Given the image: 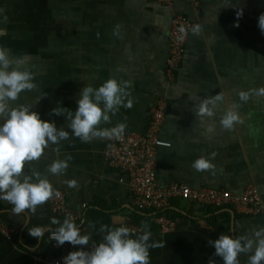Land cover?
Here are the masks:
<instances>
[{"label": "crops", "instance_id": "0c3cea01", "mask_svg": "<svg viewBox=\"0 0 264 264\" xmlns=\"http://www.w3.org/2000/svg\"><path fill=\"white\" fill-rule=\"evenodd\" d=\"M262 12L264 0H174L170 9L153 0H0L4 32L0 47L22 61L13 66L30 70L36 85L10 103L33 106L42 119L67 130L68 121L53 115V107L74 110L82 86L95 88L109 77L128 81L125 102L131 100V107L119 106L115 114L109 113L108 122L95 127L123 122L125 132L142 133L150 105L164 96L167 105L158 137L169 146L156 151L158 186L178 183L240 195L253 184L264 203V95L255 94V89L264 87V35L257 26ZM174 13L199 24L200 31H189L176 77L167 82L165 60ZM240 91L249 92L246 101L239 99ZM215 95L222 100L214 115H196L200 100ZM233 104L240 122L222 128L220 118ZM106 143L107 138L83 142L69 134L49 144L36 160L25 161L22 169L29 175L33 171L47 175L54 191L65 192L69 209L87 205L80 233L89 235L88 245L100 242L108 227H140L141 231L130 233L136 235L146 226L151 232L149 243L159 245L149 248V264H207L209 258L222 264L211 255L209 239L219 234L239 236L264 226V215L172 200L176 225L159 232L151 216L134 207L125 175L107 164ZM209 154H213L212 169L191 167L194 159ZM66 156L71 159L62 174L47 172L53 160ZM68 180L75 185L70 187ZM12 207L0 200V221L20 231L13 241L0 234V264H51L45 259L49 253L63 257L76 247H87L65 242L60 249L49 250L47 233L58 225L51 224L48 199L35 211L14 213ZM31 223L46 230L28 243ZM249 254H238L240 264H247Z\"/></svg>", "mask_w": 264, "mask_h": 264}, {"label": "clouds", "instance_id": "9594fccd", "mask_svg": "<svg viewBox=\"0 0 264 264\" xmlns=\"http://www.w3.org/2000/svg\"><path fill=\"white\" fill-rule=\"evenodd\" d=\"M240 15L238 10L236 16ZM233 26H237L235 22ZM257 26L264 35V12L258 15ZM179 30L184 32L182 27ZM191 31L198 33L200 25H194ZM3 34V29H0V36ZM20 63V59L14 60L9 56L8 48L0 47V200L9 202L14 213L24 209L35 211L36 206L43 204L54 192L47 175L36 171L29 175L22 171L25 161L36 160L49 144L67 139L69 134L83 142L96 137L119 138L126 126L123 122L109 128L95 126L101 121L108 122L109 113L115 114L119 106L131 107V100L125 102L129 82L109 77L95 88L91 85L82 86L74 110L63 106L51 109L53 115H63L68 121L67 130L59 128L55 121L42 119L33 106H13L10 103L17 99L22 90L36 87L30 70L13 66ZM255 94L264 95V87L255 89ZM237 95L241 101L249 98L248 91H240ZM221 100L220 95L201 99L196 115L211 117L217 102ZM236 107L233 104L223 112L219 121L222 128L231 129L234 122H240ZM211 128L209 125L208 130L211 131ZM211 155L194 159L191 167L196 171L212 169L214 165L210 162ZM70 159V156H66L64 159L53 160L47 172L62 174ZM66 183L70 187L75 185L74 180ZM51 224L58 225L51 232V238L57 246L65 242L72 246L88 245L89 235L81 234L78 225L70 218L58 221L52 217ZM45 230L43 226H33L28 234L38 238ZM100 231L105 232L104 225H101ZM150 235L146 226H143L142 234L136 235H131L130 229L124 225L108 227L100 242H93L91 248L76 247L68 251L61 258L62 264H149V248L159 246L155 242L149 243ZM207 243L214 249L211 255L219 257L222 264H240L237 259L240 253H250L247 264H264V226L253 227L250 233L239 236L219 234ZM207 264L216 262L209 258Z\"/></svg>", "mask_w": 264, "mask_h": 264}, {"label": "built area", "instance_id": "2783aa9c", "mask_svg": "<svg viewBox=\"0 0 264 264\" xmlns=\"http://www.w3.org/2000/svg\"><path fill=\"white\" fill-rule=\"evenodd\" d=\"M166 8H171L174 0H153ZM197 25L185 16L174 13L171 16L168 33V51L165 60V78L167 82L174 81L178 72L185 48L186 39L191 28ZM184 32H180V28ZM166 99L159 96L149 108V122L142 133L125 132L119 138H107L103 151L107 164L122 172L127 178L132 203L137 210L150 211L151 220L161 233H166L175 227V221L166 215L172 200H182L197 206H210L213 208H226L245 215H264V203L260 198L257 187L248 184L240 195H234L225 190L211 188H190L189 186L172 183L160 187L155 181L156 151L160 147H168L169 143L159 139L158 131L164 120ZM87 205L81 204L78 210L67 207L65 192L55 190L48 199L50 213L62 219L70 218L82 229ZM126 226V225H125ZM130 233L141 231L140 227L128 226ZM54 230V229H53ZM50 230L47 234L49 250L60 249L51 238ZM0 234L7 241L18 238L20 231L10 228L0 221ZM92 244L86 248H91ZM62 256L49 253L45 259L51 264H62Z\"/></svg>", "mask_w": 264, "mask_h": 264}, {"label": "trees", "instance_id": "16d2710c", "mask_svg": "<svg viewBox=\"0 0 264 264\" xmlns=\"http://www.w3.org/2000/svg\"><path fill=\"white\" fill-rule=\"evenodd\" d=\"M140 212H143V213H146L147 215V217H150V212L148 211V212H145V211H140ZM149 214V215H148ZM177 213H175L174 211H169L168 212V216L170 217V218H172L173 220H175V218L177 217ZM50 218H52V217H55L58 221H62L63 219L61 218V217H57V216H55V215H53V214H51L50 213ZM84 222V221H83ZM83 222L81 223V225H83ZM33 226H36V225H34V224H30L28 227H27V237L28 238H30V240H32L31 242H29L28 241V243H33V242H35V240H36V238L35 237H32V236H30L29 234H28V230L30 229V228H32ZM27 243V242H26Z\"/></svg>", "mask_w": 264, "mask_h": 264}, {"label": "bare ground", "instance_id": "6f19581e", "mask_svg": "<svg viewBox=\"0 0 264 264\" xmlns=\"http://www.w3.org/2000/svg\"><path fill=\"white\" fill-rule=\"evenodd\" d=\"M135 207V206H134ZM227 209H232V208H229V206H225ZM218 209H223V208H218ZM137 210V209H136ZM233 210V209H232ZM140 211V210H138ZM170 211V208L168 209V211H166V215L168 216V212ZM145 212H148V211H145ZM150 212V211H149ZM52 214V213H51ZM151 214V212H150ZM151 216V215H150ZM169 217V216H168ZM170 218V217H169ZM172 219V218H171ZM83 220H84V216H83ZM83 220L80 222V224L83 222ZM175 221V220H174ZM154 224V223H153ZM155 225V224H154ZM175 225H176V222H175ZM156 226V225H155ZM159 231V230H158ZM48 234V233H47ZM47 237V236H46ZM48 240V239H47ZM49 241V240H48ZM50 244V242H49ZM49 247V246H48Z\"/></svg>", "mask_w": 264, "mask_h": 264}]
</instances>
